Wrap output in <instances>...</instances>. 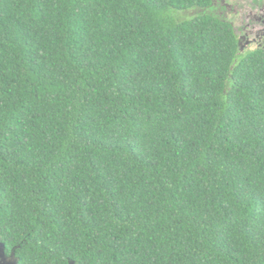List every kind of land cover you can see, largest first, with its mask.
<instances>
[{
	"label": "trees",
	"instance_id": "trees-1",
	"mask_svg": "<svg viewBox=\"0 0 264 264\" xmlns=\"http://www.w3.org/2000/svg\"><path fill=\"white\" fill-rule=\"evenodd\" d=\"M213 0H0V246L16 264H264V49Z\"/></svg>",
	"mask_w": 264,
	"mask_h": 264
},
{
	"label": "rangeland",
	"instance_id": "rangeland-1",
	"mask_svg": "<svg viewBox=\"0 0 264 264\" xmlns=\"http://www.w3.org/2000/svg\"><path fill=\"white\" fill-rule=\"evenodd\" d=\"M208 14L226 20L233 26L239 53L264 49V0H213L211 7L191 9L183 16Z\"/></svg>",
	"mask_w": 264,
	"mask_h": 264
},
{
	"label": "water",
	"instance_id": "water-1",
	"mask_svg": "<svg viewBox=\"0 0 264 264\" xmlns=\"http://www.w3.org/2000/svg\"><path fill=\"white\" fill-rule=\"evenodd\" d=\"M0 264H16L15 261L8 260L5 258L3 246H0Z\"/></svg>",
	"mask_w": 264,
	"mask_h": 264
}]
</instances>
